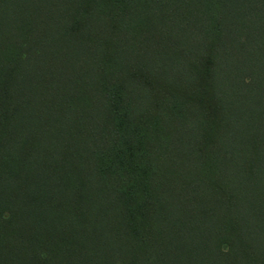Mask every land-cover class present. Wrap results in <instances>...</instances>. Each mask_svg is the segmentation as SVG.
Here are the masks:
<instances>
[{
    "label": "trees",
    "instance_id": "1",
    "mask_svg": "<svg viewBox=\"0 0 264 264\" xmlns=\"http://www.w3.org/2000/svg\"><path fill=\"white\" fill-rule=\"evenodd\" d=\"M0 264H264V0H0Z\"/></svg>",
    "mask_w": 264,
    "mask_h": 264
}]
</instances>
